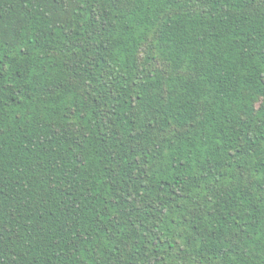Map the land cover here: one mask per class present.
Returning a JSON list of instances; mask_svg holds the SVG:
<instances>
[{
  "label": "trees",
  "instance_id": "16d2710c",
  "mask_svg": "<svg viewBox=\"0 0 264 264\" xmlns=\"http://www.w3.org/2000/svg\"><path fill=\"white\" fill-rule=\"evenodd\" d=\"M0 264H264V0H0Z\"/></svg>",
  "mask_w": 264,
  "mask_h": 264
}]
</instances>
